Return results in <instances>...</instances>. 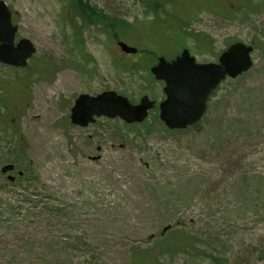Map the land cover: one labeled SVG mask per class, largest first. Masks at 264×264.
I'll list each match as a JSON object with an SVG mask.
<instances>
[{
	"label": "rangeland",
	"instance_id": "1",
	"mask_svg": "<svg viewBox=\"0 0 264 264\" xmlns=\"http://www.w3.org/2000/svg\"><path fill=\"white\" fill-rule=\"evenodd\" d=\"M2 1L16 41L29 40L35 54L25 69L0 64V264H264V0H163L159 9L83 0L98 12L86 25L71 0ZM116 42L138 54H122ZM234 43L253 48V67L221 84L214 102L229 103L233 132L242 135L231 155L238 169L226 174L213 162L212 188L193 189L161 225L157 209L168 199L143 182L170 189L212 171L186 149L191 135L152 126L156 110L134 131L107 119L77 128L70 110L78 95L104 91L159 103L162 85L148 72L158 57L188 49L198 63H216ZM250 119L259 125L253 138L244 134ZM175 231L191 254H162ZM154 243L159 253L150 256Z\"/></svg>",
	"mask_w": 264,
	"mask_h": 264
},
{
	"label": "water",
	"instance_id": "2",
	"mask_svg": "<svg viewBox=\"0 0 264 264\" xmlns=\"http://www.w3.org/2000/svg\"><path fill=\"white\" fill-rule=\"evenodd\" d=\"M18 28L12 24V12L0 0V64L23 69L35 54V47L27 39L15 43ZM126 55H135L137 49L122 42L116 44ZM253 48L242 43L229 46L217 63L197 64L184 49L173 61L159 58L150 73L164 84V100L159 104V120L170 131H183L199 123L207 108V101L225 79L235 80L248 73L253 66ZM154 107L147 96L137 105L113 91L95 96L80 94L70 111V123L79 128L93 124L95 118L120 119L127 125L140 124ZM5 170V171H4ZM12 167L2 172L11 171ZM10 180H12L10 178Z\"/></svg>",
	"mask_w": 264,
	"mask_h": 264
},
{
	"label": "trees",
	"instance_id": "3",
	"mask_svg": "<svg viewBox=\"0 0 264 264\" xmlns=\"http://www.w3.org/2000/svg\"><path fill=\"white\" fill-rule=\"evenodd\" d=\"M140 1L144 2V3L153 2L154 4H157V6L154 5L152 7V9H156V8L159 9V8L163 7V5H161L163 0H157V1L156 0H140ZM70 2H71V5L68 8L73 10L74 16H77L80 19L82 25H86V21H88L87 23H89V22L93 23L92 18H91V14H97L98 15V12H96L94 9H92L88 6H84V5H89V4H86L85 2H83V0H71ZM80 12H81V14H80ZM82 13L84 15H87L88 19H85L84 15H82ZM158 18L160 19L159 16H158ZM99 22H101V21L98 19L96 23L100 24ZM102 24H104V22H102L101 25ZM119 24L125 25V23H123V22H120ZM119 24L112 25V27H113L112 29L118 28V29L122 30L123 27H121ZM126 26L129 27L128 25H126ZM245 76L246 75H244L243 77H245ZM243 77H241V78H243ZM219 90H220V87L213 93V96H212L213 99H211V101H209L207 114H206L205 118L200 123L192 126L189 129H186L185 131H180V132L174 131L173 132V133H181V132L189 133V135H191V137H192V143L190 144V146L188 144L189 148H186V149L190 150L192 155H194L197 159H200L203 162L211 165L212 171L210 173H205V175L197 176V178L189 177L187 179L193 178L192 180H189L190 183L185 184L183 181H182V183L179 182V183H177V185L170 187L171 190L165 186L164 187L158 186V187H160L158 189L157 187L154 188V184L153 185H150V184L145 185L144 182H149L150 179H147L143 182V187L145 189H151L154 192H157V191L163 192L166 195V199H168L167 202H164V203L161 202L160 208H162V209H157L159 212V222L161 225H165L169 221H171L170 218L173 219V217L171 215V213L173 214V210L171 208L170 209H168V208L171 205L182 202L183 200H185L186 197H189L190 192L193 189L201 188V186H208V187L212 188V185H213V162L220 164V166L222 167L223 173H226V174H230L229 172L233 171L232 174L234 175V170L233 169L231 170V168L235 167V170L238 169L237 168L238 164L233 163V161L231 160V155L232 156L234 155V150H236V148H234V145L239 142L242 135H240L241 134L240 132H235V133L233 132V125L236 124V122H232V120L229 118V116L226 113L227 108L229 106V103L223 99L220 101L214 102V99L216 98V93ZM241 95H244V93ZM212 100H213V102H212ZM259 103H260V101L258 102V104ZM241 105H243V104H241ZM246 106H247L246 107L247 109L254 108L253 106H250L248 104H246ZM256 109H258V108L256 107ZM254 113H258V112L255 111ZM254 113H251V114H254ZM211 115H213L212 118H211ZM250 120H248V122L253 123L252 125H249L251 127V129L247 130V132L244 131L245 132L244 134L246 136L250 135L249 137L253 138L259 134L258 133L259 125L257 122L258 120L257 121H254V120L250 121ZM152 123H153L152 126L161 125V123L158 121L157 118L155 120H152ZM143 126H144L143 124L139 125V126H137V125L126 126V125L122 124L121 128L125 129V130L134 131L136 128L143 127ZM147 129H149V127H147ZM165 131H167V130L165 129ZM146 132L148 133L149 131L146 130ZM218 132L221 134V136H223V138L218 135ZM225 134H227L228 136L224 137ZM231 135L236 136L234 138L233 144L231 143L232 149L229 147L230 146L229 140L231 139ZM200 140H202V142ZM226 158H227V162L224 163L223 160ZM142 160H143L142 157H140L138 160V163L136 162V166H138L142 169H145L146 164H141L140 161H142ZM20 179L21 178H19L18 180H20ZM193 181H194V183H193ZM155 182H158V181H155ZM7 183L13 184L12 182H7ZM156 184H158V183H156ZM163 207H165V209H163ZM171 229H172V227H169V230H171ZM164 236H165V234H160V237H162L161 239H165ZM162 247H163L162 251L164 252L162 254H166L168 256H173V255H177V254L188 255V254H191L193 252L192 243L190 241H188L187 239H185L181 232H177V231H175V233L169 235V241L167 243L164 242L162 244ZM159 248H160V245H155V243H154L153 246L151 247V249H147L146 253H148L150 256L155 255V254L159 253V251H158ZM199 252L203 253V251H199ZM154 257H156V256H154ZM209 263L213 264V258L209 260Z\"/></svg>",
	"mask_w": 264,
	"mask_h": 264
},
{
	"label": "flooded vegetation",
	"instance_id": "4",
	"mask_svg": "<svg viewBox=\"0 0 264 264\" xmlns=\"http://www.w3.org/2000/svg\"><path fill=\"white\" fill-rule=\"evenodd\" d=\"M181 53H182V52H181ZM189 53H190V52H189ZM152 66H153V65H152ZM150 68H151V67H150ZM150 68H149V69H150ZM150 75H151V74H150ZM151 76H152V75H151ZM152 78H153V77H152ZM157 83H158V82H157ZM159 84H161L162 87H163V83L160 82ZM155 108H157V107H155ZM157 112H158V110H157ZM157 115H158V113H157Z\"/></svg>",
	"mask_w": 264,
	"mask_h": 264
}]
</instances>
